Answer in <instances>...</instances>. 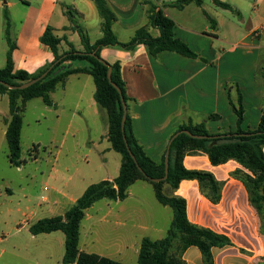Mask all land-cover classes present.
<instances>
[{
	"label": "crops",
	"instance_id": "obj_1",
	"mask_svg": "<svg viewBox=\"0 0 264 264\" xmlns=\"http://www.w3.org/2000/svg\"><path fill=\"white\" fill-rule=\"evenodd\" d=\"M22 1L29 3L30 0ZM34 1L37 2L34 14H26L18 21L14 38L10 37L9 18V38L15 45L11 54L14 71L35 74L53 62V54L40 42L48 26L62 39L58 45L60 54L68 51L70 45L78 52L84 49L72 20L85 31L90 44L103 37L102 19L92 0ZM105 1L115 16L111 30L119 42L131 41L142 27H147L150 36L158 37L159 30L150 26L149 16L161 11L174 22V37L184 42L197 56L188 58L172 51L151 56L143 44L132 51L117 47L99 50L102 60L110 65H119L128 97L126 105L132 133L154 163L162 161L170 137L188 122L193 125L203 123L213 136L234 135L238 128L234 107H238L239 101L243 118L239 128L243 131L257 128L264 110V0H217L227 4L229 9L216 5L215 0H201L200 4L195 0L186 4H181L182 0ZM29 8L33 7L29 5ZM7 50L6 36L2 38L0 35V69L6 64ZM83 65L84 62L70 63L64 65L63 70ZM249 80L254 82L256 89L254 104ZM191 90L197 99L190 96ZM94 91L95 85L90 75H69L50 93L51 106H46L40 98H33L24 103V110L28 102L40 99L46 111L54 114L56 123L68 119L65 133L73 124L86 131L98 125L104 129L101 133H106L105 140L108 142V119L106 117V124L105 119H101L102 113L94 100ZM251 106L254 107L253 111L250 110ZM225 116L228 117L227 123L223 122ZM8 120L9 99L6 94H0V147L6 143ZM89 141L91 148L95 147V143ZM63 147L64 140L60 143L56 158L62 155ZM104 164L106 161L102 166ZM183 165L188 170L211 173L220 184L219 201L210 202L206 196L209 189L196 180H182L176 190L165 185L163 193L166 190V196L175 195L185 199L187 218L192 224L223 235L230 241V245L212 247L210 261L204 259L197 247L189 246L181 251L184 263L264 264V236L259 233V218L249 204L244 185L232 176L235 170H244L243 167L232 160L212 166L204 154L186 155ZM119 168L120 164L118 173ZM63 169L67 171L68 167ZM59 173L63 175L58 167H53L49 177ZM114 178L106 174L100 181H112ZM67 182H71L70 185ZM145 183L135 181L129 186L126 199L108 200L105 203L101 219L103 251L94 254L123 264H137L141 241L144 238L155 241L165 236L173 212L168 211L167 206H144V195L133 191V188L145 190V185H140ZM89 185L68 177L64 183L67 191L56 186L50 189L44 187L49 193L41 197L43 206L40 216H30L6 234L0 230V264H62L64 234L55 231L31 235L29 227L40 219L63 215Z\"/></svg>",
	"mask_w": 264,
	"mask_h": 264
},
{
	"label": "trees",
	"instance_id": "obj_2",
	"mask_svg": "<svg viewBox=\"0 0 264 264\" xmlns=\"http://www.w3.org/2000/svg\"><path fill=\"white\" fill-rule=\"evenodd\" d=\"M102 19L103 37L95 44H90L85 31L76 24L74 30L78 33L83 51H76L71 45L64 53H59L58 45L61 38L53 33V28L46 27L40 37V42L49 48L54 56L52 63L40 69L35 74L24 71H14L12 50L15 45L9 38V17L7 8L4 9L6 22V41L8 50L6 64L0 69V81L11 86H18L28 82L48 69V74L40 81L23 90H10L0 84V94H6L9 99L10 120L6 121L5 142L8 150V161L18 167L20 164L21 128L24 103L33 98H40L46 106H51L50 93L55 86L73 74H88L92 77L95 91L94 100L98 107L106 112L108 130L106 138L111 149L120 155V168L116 178L112 181L103 180L89 185L83 194L75 201L74 205L61 216L44 218L31 224V235L48 234L61 231L65 236L64 255L62 264H123L114 260L99 256L94 253H86L79 248L80 225L86 211L96 202L106 199L111 201H123L128 196V188L135 181L142 180L151 185L157 202L162 206L171 208L173 218L168 226L165 236L159 240L144 238L139 247L137 264H185L181 258V251L189 246L197 247L204 259L210 261V249L230 245V241L223 235L216 234L209 229L192 224L186 213L185 199L163 193V186L168 185L176 190L182 180H196L209 189L206 194L210 202L217 203L220 199V184L214 176L205 171L188 170L183 165V159L189 154H204L212 166L222 165L230 160L235 161L244 170L237 169L232 176L242 182L248 194L249 204L254 208L259 218V233L264 236V110L256 129L243 131L239 128L242 122V107H234L237 116V135H232L233 142L216 144L214 139H195L186 134H179L171 143L169 149V168L167 179L158 183L150 179H159L164 176V157L159 164L154 163L142 148L138 145L131 130V119L126 116L124 136L129 151L136 159L141 173L124 143L121 132V119L123 109L120 95L107 79L108 68H111V80L121 90L124 101L128 97L125 92V84L120 75L118 64L110 65L100 58L99 50L103 47H117L132 51L137 45L143 44L151 56H156L163 51H172L188 58H196V54L182 41L176 39L173 34L174 22L163 15L161 11L153 12L149 16L150 26L159 30V36L154 38L148 33L147 27L138 29L127 43L119 42L111 30L115 20L114 14L108 9L105 0H92ZM191 0H182L186 4ZM197 4L201 0H195ZM216 5L229 9L227 4L215 0ZM71 14V12H67ZM94 53L96 57L89 54ZM84 62L85 65L69 67L54 75L64 65ZM188 130L193 135L213 136L203 123L193 125L191 122L181 125L178 130ZM176 246V247H175ZM177 248L176 250L172 251Z\"/></svg>",
	"mask_w": 264,
	"mask_h": 264
},
{
	"label": "rangeland",
	"instance_id": "obj_3",
	"mask_svg": "<svg viewBox=\"0 0 264 264\" xmlns=\"http://www.w3.org/2000/svg\"><path fill=\"white\" fill-rule=\"evenodd\" d=\"M29 5L33 8H29ZM36 5L37 2L34 0H30L29 3H23L22 0H0V35L2 38H4L6 28L5 8L8 9L11 22L10 37L14 38L18 21L26 14L33 15V9ZM190 85H186L185 89ZM249 85L253 99L252 104H254L256 90L254 82L249 80ZM194 94L195 92L191 90L190 96L197 99ZM98 109L102 113L101 119H105L106 124V112L100 107ZM250 110L253 111L254 107L251 106ZM54 117L52 112L46 111L40 99H34L26 104L22 114L21 162L18 167L11 165L8 161L6 143L0 147V230H3L5 234L30 216L31 218L40 216L41 206H43L41 197L49 193L44 190V187L50 189L51 186H56L62 191H67L64 183L68 177L73 181L81 180L91 185L100 182L106 174L115 178L118 174L120 156L111 150L109 143L105 140L106 133H101L104 132L101 126L97 125V128L86 131L73 124L72 128L65 133L68 119L64 118L59 124L56 123ZM227 121L228 117L225 116L223 122L227 123ZM62 140H64L63 153L56 158V152L59 150ZM89 140L95 143V147L91 148ZM103 159L106 164L102 166V163L105 162ZM65 162L67 164H63ZM70 165L76 167H70ZM53 167H58L63 175L59 173L52 178L49 177ZM65 167H68L67 171L63 169ZM62 176H64L63 179ZM70 183L67 182L69 185ZM140 185H145V190L133 188V191L141 192L144 195V206L151 208V204H153L155 207H161L154 197L151 185L148 183ZM107 202L106 199L96 202L87 210V215L81 222L79 247L83 252L102 253L103 251L104 240L101 219ZM167 210L171 211L170 208ZM31 211L34 213L33 217ZM23 213H28V215L25 216ZM93 234H95V241H93ZM175 250L177 251V248H173L172 251ZM177 252L179 253L180 250Z\"/></svg>",
	"mask_w": 264,
	"mask_h": 264
},
{
	"label": "water",
	"instance_id": "obj_4",
	"mask_svg": "<svg viewBox=\"0 0 264 264\" xmlns=\"http://www.w3.org/2000/svg\"><path fill=\"white\" fill-rule=\"evenodd\" d=\"M67 11L69 10L68 8L66 9ZM73 14V13H72ZM90 56L92 57H96L94 53H90L89 54ZM64 69V67H62L60 70H56L54 72V75L58 74L60 71H62ZM50 69H48L47 71H45L44 73H42L41 75H39L38 77L28 81V82H24L18 86H11L3 81H0V84L5 86L6 88L10 89V90H23L29 86H31L32 84L40 81L41 79H43L49 72ZM107 79L109 81V83L117 90V92L119 93L120 95V101H121V105H122V109H123V115H122V119H121V132H122V136H123V139H124V143L128 149V146H127V143H126V139H125V136H124V125H125V120H126V116H127V105H126V102L124 101V98L122 96V92L120 90V88L112 82L111 80V68H108V71H107ZM179 134H186L192 138H195V139H214L216 140L215 143L216 144H224V143H230V142H233L231 138L232 135H218V136H202V135H193L191 134L188 130H178L176 131L169 139L168 141V144H167V147H166V151H165V154H164V176L162 178H159V179H150L151 182H154V183H158V182H161V181H164L167 179V176H168V168H169V149H170V145L172 143V141L179 135ZM237 135V134H234V136ZM128 152H129V155L130 157L133 159V161L135 162L138 170L142 172L141 168L138 166L137 162H136V159L135 157L133 156V154L129 151L128 149Z\"/></svg>",
	"mask_w": 264,
	"mask_h": 264
}]
</instances>
